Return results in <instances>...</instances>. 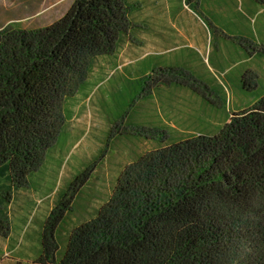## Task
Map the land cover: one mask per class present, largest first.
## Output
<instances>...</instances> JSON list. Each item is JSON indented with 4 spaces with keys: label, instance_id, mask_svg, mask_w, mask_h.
Returning <instances> with one entry per match:
<instances>
[{
    "label": "trees",
    "instance_id": "16d2710c",
    "mask_svg": "<svg viewBox=\"0 0 264 264\" xmlns=\"http://www.w3.org/2000/svg\"><path fill=\"white\" fill-rule=\"evenodd\" d=\"M132 10L128 0H73L50 24L0 27L1 235L12 195L61 135L66 93L135 32ZM153 82L145 73L126 84L142 93ZM72 196L61 193L43 223L37 264H264V95L215 134L170 140L128 163L94 214L62 234Z\"/></svg>",
    "mask_w": 264,
    "mask_h": 264
},
{
    "label": "rangeland",
    "instance_id": "374dc122",
    "mask_svg": "<svg viewBox=\"0 0 264 264\" xmlns=\"http://www.w3.org/2000/svg\"><path fill=\"white\" fill-rule=\"evenodd\" d=\"M128 1L136 30L66 93L61 135L5 209L0 264H37L41 228L61 193L73 195L63 234L107 200L128 163L170 140L213 135L264 95V0ZM72 2L0 0V27L50 24ZM145 73L154 79L151 88L131 91L127 80ZM153 127L172 139L160 142ZM83 171L72 192L68 186Z\"/></svg>",
    "mask_w": 264,
    "mask_h": 264
}]
</instances>
